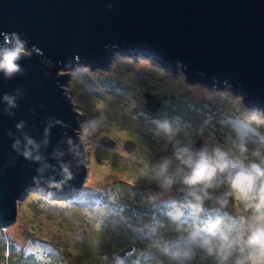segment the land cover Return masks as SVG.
I'll return each mask as SVG.
<instances>
[{
    "label": "rangeland",
    "instance_id": "rangeland-1",
    "mask_svg": "<svg viewBox=\"0 0 264 264\" xmlns=\"http://www.w3.org/2000/svg\"><path fill=\"white\" fill-rule=\"evenodd\" d=\"M109 58L103 68L85 62L58 70L67 76L63 88L80 118L75 132L86 179L68 195L25 190L16 220L0 228V264H177L163 246L216 218L228 240L214 238L212 255L193 245L183 264H264V254L246 243L256 201L239 199L227 174L195 212L186 205L182 185L162 189L152 173L165 158L173 160L175 171L173 153L180 146L210 153L219 148L234 162L261 163L264 107L248 108L247 93L228 83L190 81L180 66L174 70L144 50L123 47ZM144 94L160 101L154 112L145 109ZM163 120L179 129L171 139L154 123ZM105 136L114 148L101 145ZM129 141L135 143L131 152L124 149ZM170 212L181 214L179 231Z\"/></svg>",
    "mask_w": 264,
    "mask_h": 264
},
{
    "label": "water",
    "instance_id": "water-1",
    "mask_svg": "<svg viewBox=\"0 0 264 264\" xmlns=\"http://www.w3.org/2000/svg\"><path fill=\"white\" fill-rule=\"evenodd\" d=\"M13 34L26 54L11 78L0 72V228L16 220L25 190L68 195L86 179L60 68H103L112 50H144L190 81L227 82L247 93L248 108L264 107V0H0V48ZM144 99L148 112L158 109Z\"/></svg>",
    "mask_w": 264,
    "mask_h": 264
},
{
    "label": "clouds",
    "instance_id": "clouds-1",
    "mask_svg": "<svg viewBox=\"0 0 264 264\" xmlns=\"http://www.w3.org/2000/svg\"><path fill=\"white\" fill-rule=\"evenodd\" d=\"M5 44L10 46L0 48V72H3L6 78H11L21 70L18 61L26 54V51L23 42L17 39L15 34L11 39L5 35ZM9 102L11 103L10 99ZM154 123L169 139L179 130L178 127L174 128L168 120ZM239 150L243 153L246 148L241 144ZM173 157L177 162L175 171H170L173 160L165 158L152 169L153 178L165 190L171 189L177 183L182 185L186 193V205L195 212L201 209L204 200L209 197L207 190L214 187L218 177L225 174H227L225 178L230 189L239 199L256 201L253 207L257 215L246 243L264 254V161L259 164L253 162L245 165L229 159L227 153L219 148L210 153L206 148L194 152L187 146L176 147ZM226 202L220 201L221 204ZM168 216L171 222L177 225L179 231V226L183 223L181 214L170 212ZM220 225L219 218L209 220L204 225L194 227L186 237L166 243L162 251L172 260L177 261V264H183L184 260L191 257L193 245L199 246L212 255L214 238L218 237L224 242L228 240L221 231ZM151 231L155 232V228Z\"/></svg>",
    "mask_w": 264,
    "mask_h": 264
},
{
    "label": "trees",
    "instance_id": "trees-1",
    "mask_svg": "<svg viewBox=\"0 0 264 264\" xmlns=\"http://www.w3.org/2000/svg\"><path fill=\"white\" fill-rule=\"evenodd\" d=\"M153 57H155V56H153ZM155 59H156V57H155ZM214 81H216L215 79H213ZM217 82V81H216ZM225 83H227V82H225ZM247 95V94H246Z\"/></svg>",
    "mask_w": 264,
    "mask_h": 264
},
{
    "label": "bare ground",
    "instance_id": "bare-ground-1",
    "mask_svg": "<svg viewBox=\"0 0 264 264\" xmlns=\"http://www.w3.org/2000/svg\"><path fill=\"white\" fill-rule=\"evenodd\" d=\"M117 79V78H116ZM122 79V78H121ZM169 88V87H168ZM180 88V87H179ZM183 89V88H182Z\"/></svg>",
    "mask_w": 264,
    "mask_h": 264
}]
</instances>
